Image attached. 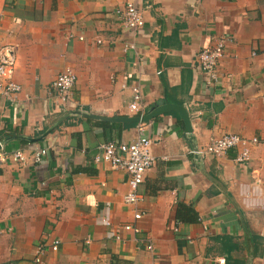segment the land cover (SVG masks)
Here are the masks:
<instances>
[{"label":"crops","instance_id":"1","mask_svg":"<svg viewBox=\"0 0 264 264\" xmlns=\"http://www.w3.org/2000/svg\"><path fill=\"white\" fill-rule=\"evenodd\" d=\"M128 1L0 0V58L15 56L22 87L0 94V142L27 156L0 167V264H36L41 244L45 264H247L251 249L264 264V0H133L139 29L122 17ZM220 40V79L208 84L197 57ZM68 68L77 83L63 104L53 84ZM166 100L189 111L197 150L177 112L132 124L74 113L141 117ZM224 134L259 140L249 162L236 149L197 154ZM141 137L155 164L129 206L128 174L96 158Z\"/></svg>","mask_w":264,"mask_h":264},{"label":"built area","instance_id":"2","mask_svg":"<svg viewBox=\"0 0 264 264\" xmlns=\"http://www.w3.org/2000/svg\"><path fill=\"white\" fill-rule=\"evenodd\" d=\"M122 17L125 24L131 29H139L145 25L144 11L135 1H128ZM102 43V41H99ZM226 42L224 40L217 41L211 48L204 49L197 57V66L207 76V83L214 84L219 81V63L224 56V48ZM134 48V46H131ZM16 58L9 52L3 54L0 58V94L11 98L13 95L22 91V87L15 80ZM77 83L76 73L68 68L62 72L53 84V88L57 97L63 104H67L73 96V91ZM134 102L130 105V111L137 113L142 109V93L140 89L134 88ZM257 138L247 139L236 134H224L219 137L211 138L208 145L202 150H198L197 154L205 158L214 156L221 158L227 156L229 151L236 149V161L238 163H247L252 158V149L257 145ZM153 141L147 137H141L131 143L108 142L101 146V154L97 156L98 162L103 161L108 163L113 169L123 170L128 174V193L125 195L124 202L126 205L135 206L141 200L139 193L141 185L145 181L146 173L154 166L155 158L152 152ZM47 154L46 149L38 150L33 155V161L40 163L43 157ZM27 156L24 151H16L9 153L5 149H0V167L13 162L25 163ZM135 219L142 218L141 213L135 214ZM107 226H110L109 221H105ZM127 231L139 230L132 228L131 225L125 227ZM120 239V236L116 237ZM61 241L56 239L52 242L51 248L53 251H58ZM152 250V245H149ZM46 251L45 244L38 247L36 264H45L42 256ZM217 264H226L225 258H218Z\"/></svg>","mask_w":264,"mask_h":264},{"label":"water","instance_id":"3","mask_svg":"<svg viewBox=\"0 0 264 264\" xmlns=\"http://www.w3.org/2000/svg\"><path fill=\"white\" fill-rule=\"evenodd\" d=\"M171 112H177L181 119L183 120L184 124H185V136L184 138L186 139V141H188L192 147L197 150V147L194 143V138H192V133H193V125H192V120H191V116L189 111L186 109V107L184 106H180V105H174L172 103H170L168 100L165 101L164 104L162 105H158L153 107L150 112L145 115V116H141V117H121V118H113V117H103V116H96V115H91V114H86L83 112H74L75 115L78 116H83L86 118H90V119H94V120H100V121H104V122H116V123H147L161 115L167 114V113H171ZM69 118V115L66 116V119ZM63 119H60V121L53 126L52 128L48 129L46 131V133L37 138V139H33L36 142L42 141L43 139H45L46 136H48L52 131H54V129H56V127H58L61 123H62ZM0 149H3V145L0 142ZM254 261V251L253 249H251L250 251V257L248 260L247 264H253Z\"/></svg>","mask_w":264,"mask_h":264},{"label":"trees","instance_id":"4","mask_svg":"<svg viewBox=\"0 0 264 264\" xmlns=\"http://www.w3.org/2000/svg\"><path fill=\"white\" fill-rule=\"evenodd\" d=\"M103 125H108V124L107 123H103ZM180 209H181V207H180ZM179 219L181 220L182 217L180 216ZM188 220H191V219H188ZM253 237H254V239L257 238V237H255V235Z\"/></svg>","mask_w":264,"mask_h":264}]
</instances>
